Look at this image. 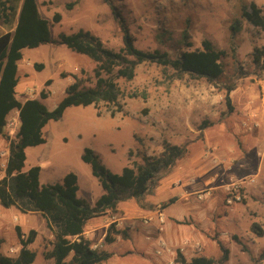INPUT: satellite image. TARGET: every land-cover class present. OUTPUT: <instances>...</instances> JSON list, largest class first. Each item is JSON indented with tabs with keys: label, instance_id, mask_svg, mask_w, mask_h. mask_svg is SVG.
I'll list each match as a JSON object with an SVG mask.
<instances>
[{
	"label": "rangeland",
	"instance_id": "1",
	"mask_svg": "<svg viewBox=\"0 0 264 264\" xmlns=\"http://www.w3.org/2000/svg\"><path fill=\"white\" fill-rule=\"evenodd\" d=\"M36 1L40 15L50 23L54 41L83 29L98 36L109 49L118 51L123 46L121 24L103 0H80L72 9L67 5L77 0ZM112 2L141 50H161L175 57L187 34L192 47L186 50L202 49L203 41L209 40L217 49L227 51L223 59L226 70L233 74L238 62L247 73L231 94L233 112L228 113L224 91L205 79H176L172 69L146 62L137 67L132 81L117 80L124 94L117 106L70 107L62 119L50 121L43 129L46 143L26 150L24 171L40 166L41 185L61 184L73 172L79 179L78 197L95 205L104 191L91 167L82 160L86 148L94 150L111 172L122 174L128 165L142 163L145 155H161L167 143L186 146L187 154L147 196L146 203L152 207L129 200L88 223L86 232L92 230V245L98 244V251L112 254L102 264H167L170 255H157V243L147 237H160L158 211L164 212L162 204L173 196L178 201L170 208V220L164 213L166 222L161 234L174 250L171 258L175 260L178 252L184 255V251L188 261L203 255L219 264L222 243L230 251L224 264H264L260 259L264 235L252 230L257 223L264 231V56L259 64L253 61L254 50L264 49V29L241 19L242 5L251 2L264 16V0ZM55 14L62 16L58 23ZM237 19L241 20V30L234 34L231 27ZM36 63L44 68L37 70ZM95 67L89 57L64 45L24 49L17 97L22 102L39 99L53 110L73 81L71 76L62 78V73L83 77L85 85L91 87L95 84ZM49 80L52 84L47 87ZM44 89L49 95L41 99ZM131 94L137 96L132 98ZM12 114V120H16L17 111ZM17 132L6 126L11 139ZM3 151H8L6 139L0 142L4 170L9 152L3 156ZM3 176L4 172L0 173V178ZM193 181L202 188L195 189ZM124 205L134 206L135 210L126 214ZM139 207L153 212L138 216ZM150 216L153 222L145 223L143 219ZM48 224V218L40 213H23L19 207L5 209L0 205V254H19V226L26 236L31 230L37 232L35 242L29 246L37 254L33 264H53L45 258L54 240ZM112 224L121 234L113 244H107L105 236ZM170 225L183 232L169 238L166 234ZM198 243L201 250L197 249ZM12 248L18 252L10 254Z\"/></svg>",
	"mask_w": 264,
	"mask_h": 264
},
{
	"label": "trees",
	"instance_id": "2",
	"mask_svg": "<svg viewBox=\"0 0 264 264\" xmlns=\"http://www.w3.org/2000/svg\"><path fill=\"white\" fill-rule=\"evenodd\" d=\"M108 4L123 31V46L118 50L107 48L96 35L83 29L72 35H61L57 41L51 37L50 23L39 12L36 0H0V23L6 33L0 36V141H8V160L0 179V205L5 209L19 207L21 212H37L48 218V227L53 232L52 248L45 253V258L53 260V264H102L112 254L107 251L92 249V241L86 237L87 224L107 211H115L122 202L135 200L140 206L153 205L146 203L147 196L154 193L159 182L172 173L179 160L187 154V147L165 144L159 156L143 157L142 163H134L123 169L122 174L111 172L102 162L100 156L92 149L86 148L82 155L84 163L91 167L92 175L98 179L104 193L92 205L89 201L78 197L79 184L77 174L68 173L63 183L41 185V167L33 166L24 171L27 159L26 150L46 143L43 129L50 121L62 119L70 107H88L106 104L117 106L124 95L118 79L132 81L136 77L137 67L150 62L172 69L173 77L183 79L189 76L194 80L205 79L208 83L225 93L228 113H232L231 94L237 88V82L247 77L238 62L236 70L230 74L223 63L227 51L219 50L209 40H204L202 49L186 50L192 47L188 35L179 43V52L172 57L168 52H153L139 49L135 38L121 13L112 0H103ZM80 0L67 5L72 9ZM241 19L250 25L264 29L262 10L255 2L241 7ZM62 16L55 14L54 21L60 22ZM233 33L241 30V20L237 19L231 27ZM47 44L64 45L72 51L89 57L95 64V84L87 87L86 79L76 74L62 73V78L71 76L73 81L67 86L64 99L53 110H49L39 99L21 102L17 98L19 62L23 58L24 49H34ZM264 56V49L256 48L253 61L256 64ZM37 70L44 68L36 63ZM49 80L46 86L49 87ZM49 91L41 92V99H46ZM137 94H131L134 98ZM13 111L19 112V129L14 139L6 133L8 116ZM121 111V110H118ZM116 112H112V116ZM205 125V124H204ZM177 201L170 198L162 204L166 209ZM17 236L21 250L16 256L0 254V264H33L36 252L29 248L35 242L37 232L31 230L26 236L21 228H17ZM252 230L259 236L263 229L257 224ZM121 232L112 224L105 242L113 244ZM124 236L125 233H123ZM237 239V237H235ZM222 257L219 264L229 260L230 251L219 243ZM260 259H264V251ZM215 259L207 256H196L191 260L178 252L175 264H217Z\"/></svg>",
	"mask_w": 264,
	"mask_h": 264
},
{
	"label": "built area",
	"instance_id": "3",
	"mask_svg": "<svg viewBox=\"0 0 264 264\" xmlns=\"http://www.w3.org/2000/svg\"><path fill=\"white\" fill-rule=\"evenodd\" d=\"M7 127H9V129L11 130H16L19 129V117L16 120H9L7 121ZM8 151H3L1 152V154L3 156H6L8 153ZM9 155V154H8ZM154 218L152 216L150 217H146L143 219V221L145 223H151L153 222ZM158 222H159V228H158V232L160 234V237L158 239L157 245H156V254L159 256H164V255H170L174 253V250L169 246L168 242L164 239V237L161 236L162 232L164 231L163 225L166 222V218H165V214L162 210L158 211ZM93 250H98L100 248V246L98 244L92 245L91 246ZM197 249L201 250V246L198 243L197 244ZM183 251V249H182ZM17 252V250L15 248H12L10 250V254H15ZM169 256V260L167 264H175V260L174 258H171Z\"/></svg>",
	"mask_w": 264,
	"mask_h": 264
},
{
	"label": "crops",
	"instance_id": "4",
	"mask_svg": "<svg viewBox=\"0 0 264 264\" xmlns=\"http://www.w3.org/2000/svg\"><path fill=\"white\" fill-rule=\"evenodd\" d=\"M3 33H6V29L1 25V23H0V36L3 34ZM17 89H18V87H17ZM17 89H16V91H17ZM18 92V91H17ZM18 98V97H17ZM27 100H29V99H26V100H24L23 102H25V101H27ZM22 102V101H21ZM13 113V112H12ZM12 113H10V115L8 116V121L9 120H12V119H15V114H12ZM17 115H18V117H19V112L17 111ZM1 142V141H0ZM1 179V178H0ZM195 189L196 188H202V187H199V184H197L196 182H194L193 181V183L191 184ZM158 189H160V187L158 188ZM173 197H175V196H173ZM173 197H170V198H173ZM177 201H178V198H177ZM176 201V202H177ZM127 202V201H126ZM175 202V203H176ZM122 203H125V202H122ZM122 203H120V204H122ZM119 204V205H120ZM171 206L172 205H170L169 207H167L166 209H163L164 210V213L166 212V215H167V217H168V220H170V218H172V214H171V212H170V208H171ZM119 207V206H118ZM149 207V206H148ZM118 209V208H117ZM135 210V207L134 206H132V207H128V206H126V205H124L123 206V211H125V213L127 214V213H130V212H132V211H134ZM136 215H138V216H143V215H145V214H149V213H152L153 211L152 210H148V209H146V208H142V207H139L138 208V210L136 209ZM107 213H109V211H107L105 214H107ZM95 219H97V218H95ZM92 220H94V219H92ZM93 224V223H92ZM104 224V223H103ZM88 225V224H87ZM97 225H92V228H94V227H96ZM96 229H98V228H96ZM96 229H94V231H96ZM169 232L166 234V235H169L168 237L169 238H172V236L173 237H177L178 235H179V232H183V229L182 228H179V227H175V226H172V225H170L169 226ZM156 232H157V230H156ZM90 233H92V230H90V231H88V232H86L85 234H86V237L87 238H89L91 241H92V236H90ZM107 234V233H106ZM148 239H150L151 241L153 240V242L154 243H157L158 242V239H159V235L158 236H154V237H147ZM172 242V241H171ZM154 245H157V244H154ZM155 248H156V246H155ZM185 250V249H184ZM18 252V251H17ZM183 253H184V255H185V252L183 251Z\"/></svg>",
	"mask_w": 264,
	"mask_h": 264
}]
</instances>
